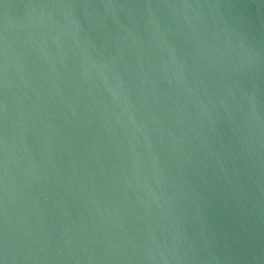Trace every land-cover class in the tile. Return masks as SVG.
Instances as JSON below:
<instances>
[{"label":"water","instance_id":"water-1","mask_svg":"<svg viewBox=\"0 0 264 264\" xmlns=\"http://www.w3.org/2000/svg\"><path fill=\"white\" fill-rule=\"evenodd\" d=\"M0 264H264V0H0Z\"/></svg>","mask_w":264,"mask_h":264}]
</instances>
